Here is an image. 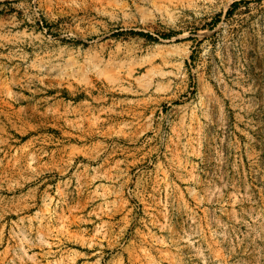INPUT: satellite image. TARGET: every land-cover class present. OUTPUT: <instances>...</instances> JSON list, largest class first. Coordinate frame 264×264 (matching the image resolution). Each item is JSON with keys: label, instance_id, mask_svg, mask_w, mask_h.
<instances>
[{"label": "rangeland", "instance_id": "1", "mask_svg": "<svg viewBox=\"0 0 264 264\" xmlns=\"http://www.w3.org/2000/svg\"><path fill=\"white\" fill-rule=\"evenodd\" d=\"M12 22L0 264H264V0H0Z\"/></svg>", "mask_w": 264, "mask_h": 264}, {"label": "bare ground", "instance_id": "2", "mask_svg": "<svg viewBox=\"0 0 264 264\" xmlns=\"http://www.w3.org/2000/svg\"><path fill=\"white\" fill-rule=\"evenodd\" d=\"M7 26L11 27V28H15L17 26V23H13L12 22V25H8V24H4V23H1L0 25V30H4V31H8L10 32L11 30H8L7 29Z\"/></svg>", "mask_w": 264, "mask_h": 264}, {"label": "trees", "instance_id": "3", "mask_svg": "<svg viewBox=\"0 0 264 264\" xmlns=\"http://www.w3.org/2000/svg\"><path fill=\"white\" fill-rule=\"evenodd\" d=\"M241 3H247V2H244V1H241V2H235L233 5H232V10L234 8H236L237 6H239Z\"/></svg>", "mask_w": 264, "mask_h": 264}]
</instances>
